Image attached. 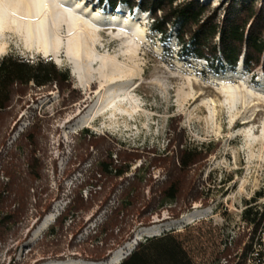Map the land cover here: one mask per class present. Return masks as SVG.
Instances as JSON below:
<instances>
[{"label": "rangeland", "instance_id": "obj_1", "mask_svg": "<svg viewBox=\"0 0 264 264\" xmlns=\"http://www.w3.org/2000/svg\"><path fill=\"white\" fill-rule=\"evenodd\" d=\"M217 3L214 0V5ZM58 7L83 14L93 22L94 42L88 47L91 56L82 57L79 63L85 86L74 73V59L67 56V44L73 34L65 20L61 22L63 37L58 62L52 56L25 48L20 32L8 31L0 37L8 43L7 52L0 59L9 53L28 59H51L58 67L69 69L70 87L74 90L70 95L71 90L62 91L56 85H30L25 99L17 97L6 114L0 116V138L7 136L6 147L29 125L40 126L39 152L45 164L37 184H42L40 190L49 198L47 205L52 202L51 210L40 220L30 212L26 223L11 227L0 237V264L111 263L117 251L128 254L137 242L167 231L180 236L195 264H213L226 243L232 257L241 256L253 234V227L244 222L242 214L251 204L264 210L262 69L248 72L242 62L235 69L226 66L215 70L205 60L183 56L175 36L162 40L151 30L150 14L139 9L131 12L124 5L123 18L133 22H111L109 15L118 10L105 9L97 0H58ZM89 10L99 13L98 16L93 17ZM130 22L144 30L142 35L133 30ZM110 75L115 78H109ZM233 91L236 96L231 95ZM85 129L95 137L84 139L81 132ZM180 139L191 146L211 142L212 151L192 170L175 172V177L187 181L177 201L156 214L145 210L142 217L135 215L134 221H139L127 228L133 237L110 250L108 260L88 259L87 253L91 247L89 237L110 214L116 195L99 214L97 203L80 211L77 222L66 223L56 237H44L72 192H82L87 199L90 190L103 186L105 179H95L91 166L100 154L97 147L109 148L111 143H120L138 155L131 173L106 185L108 192L116 185L119 195L122 186L133 180L136 168L148 161L153 152H165L168 147L175 151ZM145 172L152 181L144 186L145 199L138 202L139 208L152 201L154 191L170 179L161 163L151 168L146 165L141 175ZM98 182L99 186L94 188L93 184ZM254 197L258 198L255 203ZM49 216L51 220L42 228ZM141 221L149 225L144 226ZM150 229L156 233L147 234ZM261 238L264 242V233ZM255 247L254 252L246 255L247 264H264L256 253L264 245ZM44 250L50 252L49 257L43 255ZM54 251L57 255H53ZM61 256L65 259H59ZM226 262L225 258L221 261Z\"/></svg>", "mask_w": 264, "mask_h": 264}, {"label": "trees", "instance_id": "obj_2", "mask_svg": "<svg viewBox=\"0 0 264 264\" xmlns=\"http://www.w3.org/2000/svg\"><path fill=\"white\" fill-rule=\"evenodd\" d=\"M105 9L114 12L120 5H125L132 12L139 9L148 12L152 18L151 30L160 35L164 41L175 36L180 43L183 56L205 60L215 70L226 66L235 69L240 62L248 72L261 68L264 73V0H97ZM72 81L69 69L60 68L51 59L37 57L28 59L16 53L6 54L0 59V116L6 114L7 109L18 99H25L30 85L36 88H46L56 85L60 90H74L70 87ZM20 101V100H19ZM0 126V135L2 134ZM177 132V128L174 129ZM84 139H93L95 134L85 129L81 132ZM41 129L37 124L29 125L22 131L11 146L6 147V137L0 140V237L11 227L26 223V220L39 217L49 212L52 202L47 205L48 196L42 184L45 160L39 152ZM115 143V142H114ZM116 144V145H115ZM111 143L108 148L100 149L94 166L95 179L104 181L101 189L90 190L87 199L82 192L79 195L72 192L63 211L56 217L46 230L44 237H56L58 231L64 229L66 223H76L80 218L79 212L88 210L97 205L99 214L109 206L113 196L115 204L103 223H100L96 233L90 235L88 259L95 261L108 260L109 251L123 245L133 237L127 228H132L135 215L142 217L144 211L151 215L172 205L183 193L187 181L179 180L176 173L192 170L206 155L211 153L212 143H202L191 146L183 139L175 145L174 151L168 147L165 152H153L154 155L136 168L133 180L124 185L116 193V185L107 191V183L114 179L126 177L132 172L134 158L137 156L134 149L127 148L120 143ZM116 156V157H115ZM136 156V157H135ZM161 166L168 171L170 179L159 189L154 191L152 201L138 207V202L145 199L144 186L152 181L147 173L141 175L145 166ZM173 174V175H172ZM94 183V188L98 187ZM34 191V192H33ZM74 193V194H73ZM118 195V196H117ZM114 197V198H115ZM198 196L195 197V199ZM253 198V203L257 201ZM155 204H154V203ZM32 207L35 211H32ZM96 214L94 216H96ZM123 216L121 217V215ZM121 217V218H120ZM132 217V218H131ZM131 218V219H130ZM242 218L247 225L253 227V234L245 244L241 256L228 251L226 246L219 253L213 264H247L246 255L254 252L255 245H264L261 240V228L264 225V210L257 204L249 205L243 212ZM131 221V223H130ZM142 222L147 226L149 222ZM119 232L115 234L117 228ZM43 255L49 257V251ZM57 255V251L52 252ZM259 259L264 260V247L257 251ZM87 256V255H86ZM58 257V256H52ZM59 259L64 260V257ZM118 264H195L185 242L178 234L167 231L161 235L146 237L137 242L135 247Z\"/></svg>", "mask_w": 264, "mask_h": 264}, {"label": "bare ground", "instance_id": "obj_3", "mask_svg": "<svg viewBox=\"0 0 264 264\" xmlns=\"http://www.w3.org/2000/svg\"><path fill=\"white\" fill-rule=\"evenodd\" d=\"M80 6H82V4H80L79 7ZM123 6L124 5H121L120 8ZM88 13L93 17H96L99 14L92 10H89ZM109 19L111 22H118L121 20H124L125 22L131 21L123 18L122 8L118 10L116 14H110ZM63 20L66 21L69 32L72 31L73 34V38L71 37L72 39L69 44H67V56L74 59L76 64L74 73L78 75L81 80V84H84L85 86V83L82 80V74L80 75L79 72V63L82 57L91 56L88 47L94 42H92V34L94 33L93 22L84 17L83 14L80 15L72 10L67 9L62 11V9L58 7V0H0V37L3 38L8 31L14 30L16 32H20L22 33L25 48L29 50H37L45 57L52 56L57 62L59 61V52L62 44L61 39L63 35L61 33V22H63ZM131 22L130 25L133 27V30H135L138 35H142L141 33H143L144 30L140 28L137 23L133 24ZM4 40H0V55L7 52L8 49V43ZM240 64L242 65V62H240ZM108 77L111 79L115 78L112 75ZM231 95L236 96L234 91ZM50 220L51 216L46 219L42 228H44ZM146 233L151 235L156 232L150 229L147 230ZM126 254L127 253L124 251H117V254L114 258H112L111 263H87L117 264ZM65 263L66 262L55 264ZM71 263L74 264L78 262L73 261Z\"/></svg>", "mask_w": 264, "mask_h": 264}, {"label": "built area", "instance_id": "obj_4", "mask_svg": "<svg viewBox=\"0 0 264 264\" xmlns=\"http://www.w3.org/2000/svg\"><path fill=\"white\" fill-rule=\"evenodd\" d=\"M261 232L264 233V225L261 228Z\"/></svg>", "mask_w": 264, "mask_h": 264}]
</instances>
